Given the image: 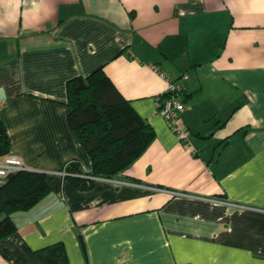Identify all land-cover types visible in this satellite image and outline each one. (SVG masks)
I'll return each mask as SVG.
<instances>
[{"label": "crops", "instance_id": "obj_1", "mask_svg": "<svg viewBox=\"0 0 264 264\" xmlns=\"http://www.w3.org/2000/svg\"><path fill=\"white\" fill-rule=\"evenodd\" d=\"M99 67L155 136L81 190L66 83ZM156 67L188 75L189 145ZM0 102L8 154L51 187L12 214L0 264H264V0H0Z\"/></svg>", "mask_w": 264, "mask_h": 264}, {"label": "trees", "instance_id": "obj_2", "mask_svg": "<svg viewBox=\"0 0 264 264\" xmlns=\"http://www.w3.org/2000/svg\"><path fill=\"white\" fill-rule=\"evenodd\" d=\"M68 121L88 151L92 169L84 172L78 160L69 161L65 176L79 189H89L98 178H113L131 165L154 139L151 124L123 97L103 67L66 83ZM10 140L0 119V157L9 153ZM51 187L44 172L21 169L0 186V239L17 231L12 214L27 211L41 201Z\"/></svg>", "mask_w": 264, "mask_h": 264}, {"label": "built area", "instance_id": "obj_3", "mask_svg": "<svg viewBox=\"0 0 264 264\" xmlns=\"http://www.w3.org/2000/svg\"><path fill=\"white\" fill-rule=\"evenodd\" d=\"M156 71L166 79L167 86L164 94L158 96L156 105L158 113L168 122L172 131L176 134L180 142L189 145V130L186 126L182 114L185 110V104L182 98L184 83L188 79L187 74H182L175 79L166 76L157 67ZM0 102V108H1ZM21 169H27L19 158L14 155H5L0 157V179H6L11 173ZM65 174V172H62Z\"/></svg>", "mask_w": 264, "mask_h": 264}]
</instances>
